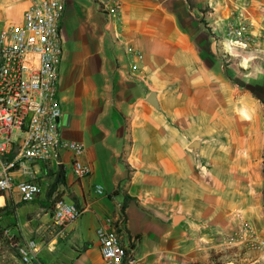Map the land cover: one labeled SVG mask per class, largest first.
<instances>
[{
  "label": "crops",
  "instance_id": "obj_1",
  "mask_svg": "<svg viewBox=\"0 0 264 264\" xmlns=\"http://www.w3.org/2000/svg\"><path fill=\"white\" fill-rule=\"evenodd\" d=\"M164 1H64L58 133L84 144L91 174L77 179L61 151L38 166L34 201L14 193L1 203L4 232L33 239L44 264H101L106 217L124 244L136 239L140 264H246L240 222L264 234V75L226 63L209 20L184 15L203 3L202 15L226 25V0H185L180 14ZM29 3L0 0V30L21 23ZM58 195L81 214L57 228Z\"/></svg>",
  "mask_w": 264,
  "mask_h": 264
},
{
  "label": "built area",
  "instance_id": "obj_2",
  "mask_svg": "<svg viewBox=\"0 0 264 264\" xmlns=\"http://www.w3.org/2000/svg\"><path fill=\"white\" fill-rule=\"evenodd\" d=\"M64 1L29 0L22 22L0 30V208L14 193L22 202L34 201L43 188L38 166L57 163L61 151L71 153V170L77 179L91 174L90 166L80 158L84 144L64 140L58 133ZM114 36L119 40L116 33ZM96 192L102 194V187L97 185ZM80 214L73 203L58 195L53 201L51 226L62 227ZM240 228L246 243L251 240L264 247V238L249 221L242 220ZM96 237L101 264H140L136 239L124 244L112 217L97 227ZM16 246L23 264H44L33 239Z\"/></svg>",
  "mask_w": 264,
  "mask_h": 264
},
{
  "label": "rangeland",
  "instance_id": "obj_3",
  "mask_svg": "<svg viewBox=\"0 0 264 264\" xmlns=\"http://www.w3.org/2000/svg\"><path fill=\"white\" fill-rule=\"evenodd\" d=\"M212 1L220 2L224 0ZM226 1L231 4L226 25L221 24V20L218 18L215 21H213V18H208L212 17L209 13L206 14L207 16L202 15L201 11H206L203 3H201L199 11L194 13L195 16L187 11H184V15L196 17L203 27L206 26L205 24L209 20L211 23L210 28L213 29L211 32L213 31V35L216 36L215 41L218 52L221 56L227 55L231 58L228 61L224 58L226 63L232 64L239 72L260 67V76H262V74L264 75V0ZM164 2L170 12L175 14H180V7H186L185 0H166ZM183 2L184 4L181 6ZM1 26L2 24H0V28ZM260 238H264L261 231ZM16 242L13 237L8 236L3 231V239L0 240V264H23L17 252ZM247 248L249 249V256L248 260L245 261L246 264H264V247H258L255 241L250 240L247 243ZM222 261L221 259L216 264H223ZM232 264H239V262L232 261Z\"/></svg>",
  "mask_w": 264,
  "mask_h": 264
},
{
  "label": "trees",
  "instance_id": "obj_4",
  "mask_svg": "<svg viewBox=\"0 0 264 264\" xmlns=\"http://www.w3.org/2000/svg\"><path fill=\"white\" fill-rule=\"evenodd\" d=\"M202 23H204L203 21H202ZM222 57V59L224 60V58H226V60L228 61L229 59H231L230 57H228L227 55H223V56H221ZM263 105H264V102H263ZM3 212V209L2 208H0V214ZM3 231H4V229L2 228V226L0 225V240H2L3 239Z\"/></svg>",
  "mask_w": 264,
  "mask_h": 264
},
{
  "label": "water",
  "instance_id": "obj_5",
  "mask_svg": "<svg viewBox=\"0 0 264 264\" xmlns=\"http://www.w3.org/2000/svg\"><path fill=\"white\" fill-rule=\"evenodd\" d=\"M154 97H155V94L154 93H151L150 94V97H149V101L154 105V106H156V103H155V101H154Z\"/></svg>",
  "mask_w": 264,
  "mask_h": 264
},
{
  "label": "bare ground",
  "instance_id": "obj_6",
  "mask_svg": "<svg viewBox=\"0 0 264 264\" xmlns=\"http://www.w3.org/2000/svg\"><path fill=\"white\" fill-rule=\"evenodd\" d=\"M245 145V144H244Z\"/></svg>",
  "mask_w": 264,
  "mask_h": 264
}]
</instances>
